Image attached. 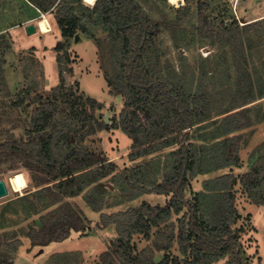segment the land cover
Masks as SVG:
<instances>
[{"label":"trees","instance_id":"trees-1","mask_svg":"<svg viewBox=\"0 0 264 264\" xmlns=\"http://www.w3.org/2000/svg\"><path fill=\"white\" fill-rule=\"evenodd\" d=\"M186 1L188 4L179 10V17L165 24L167 28L181 27L182 17L191 13L192 0ZM21 2L29 14L28 20L44 13L64 39L82 33L93 42L109 92L122 97L124 109L121 119L112 118L109 123L95 118L96 110L104 106L93 99H89L93 114L87 108L75 110L76 103L83 104L82 98H64L65 105L57 102L61 96L42 102L35 110L27 139L0 142V166L8 164L15 169L18 162L29 172L30 184L35 189L11 201L4 217L8 210L17 211L20 207L26 215L46 211L40 216L39 227L29 226L27 232L31 246L43 248L64 242L73 233L84 234L88 229L89 218L66 199L86 194L88 206L102 212L142 194H155L169 197L168 203L152 206L143 202L139 207L101 213L103 227L116 225L118 236L96 264H248L250 259L242 248L243 230L236 228L240 218L236 186L241 184L254 205L264 204V165L255 166L241 177L230 172L207 180L203 191L194 198H188L187 192L190 180L237 166L244 131L262 119L261 111L257 118L253 116L260 109L253 107L264 95L258 99L255 96L256 82L248 68V56L257 44L254 34L264 30V18L242 26L237 19L225 24L222 18H211L206 13L207 3L198 2V19L190 27L198 40L222 48L217 59L222 61L223 68L220 84L218 66L209 76L208 69L203 68V64L207 66L203 57L201 65L193 67L190 74L186 69L176 74L171 73L169 66L161 68V56L152 54L159 25L151 21L137 0H96L93 7L83 0ZM64 43L59 41L54 50H65ZM181 45L176 43L177 49ZM108 54L110 57L104 58ZM179 60L186 58L180 55ZM57 61L61 63L62 58ZM2 74L0 62V77ZM62 81L66 83L64 76ZM72 88L71 85L58 89L63 93ZM42 100L40 96L34 98ZM23 103L19 100L15 105ZM112 130H121L131 139L132 161L173 148L168 155L171 169L161 183L148 184L143 168L130 171L126 179L135 192L132 196L126 189L111 190L103 183L118 166L83 142L86 135ZM71 133L77 138L76 144ZM113 178L121 182L120 178ZM173 216L178 217L177 224L161 228ZM154 228L158 232L156 250L170 251L176 243L179 254L168 252L156 261L152 253H135L134 237L142 234L151 240ZM16 243L20 245V239ZM4 245L10 246L5 241L1 247ZM11 248L17 250L15 246ZM261 259L259 256L258 261ZM5 262L0 259V264Z\"/></svg>","mask_w":264,"mask_h":264},{"label":"rangeland","instance_id":"rangeland-1","mask_svg":"<svg viewBox=\"0 0 264 264\" xmlns=\"http://www.w3.org/2000/svg\"><path fill=\"white\" fill-rule=\"evenodd\" d=\"M137 1L151 21L159 25L154 36L156 45L152 54L154 57H157V54L161 56L162 69L169 66L171 73L176 74L186 69V72L190 74L193 67L201 65L200 61L203 57L207 63L206 67L203 64V68L208 69L209 76L213 75L214 66H218L220 71L217 75H219L220 84L223 83V68L220 67L222 61L217 59L223 53L222 48L212 45L209 41L198 40L190 27L191 23H196L198 19L196 12L198 2L207 3L206 13L210 14L211 18H222L225 24H230L232 20L237 19L242 26L264 18V0H192L191 13L182 17L181 27L173 25L169 29L165 24L179 17V10L188 4L186 0L179 5L171 4L169 0ZM28 15L21 0H0V62L3 68V74L0 77V142L10 138L27 139V132L32 128L36 108L41 106L42 102L56 99L58 96L61 98L57 102L62 105H65L64 98L79 101L82 98L83 104L76 103L75 110L87 108L91 114L94 112L91 110L89 99L96 100L104 106L102 110H96L97 120L105 119L110 123L112 118L121 119L124 100L122 97H114L110 94L100 67L97 48L93 42L82 33H79L78 41L75 40L76 37L66 40L56 27H52V31L48 34L43 35L38 31L30 37L23 29L12 32L7 30L28 18ZM39 18L41 15L37 20ZM37 20L35 19L34 22L38 23ZM4 29L5 31H2ZM254 39L257 40V44L249 53L248 68L256 82L255 96L258 99L262 93L264 95V30L259 35L254 34ZM59 41L65 42V47H67L60 53L54 50ZM178 42L182 44L179 49L176 47ZM184 42L187 43L184 44ZM180 55L186 60L181 62ZM58 57L62 58L61 63L57 61ZM109 57V54L104 56L106 59ZM67 58L70 62H67ZM228 61H231L230 57ZM62 76L65 77L66 83L62 81ZM71 85L72 90L63 93L58 89L61 86ZM36 96H40L43 100L34 101ZM19 100H23L24 103L16 106L15 103ZM256 103L258 104L253 108L259 107L260 109L256 110L253 116L257 118L261 111L262 119L252 128L244 131L237 153L238 165L190 180L188 198H194L195 194L202 192L207 180L216 179L230 172L241 177L255 166L264 165V99ZM87 128L83 130V133H87ZM70 136L73 144H76L78 142L76 136L73 133ZM83 144L96 153L104 154L107 159L118 166L116 172L103 180V183L107 184L111 190L126 189L130 196L135 194L126 181L130 171H139L143 168L148 184H158L163 181L172 166L168 155L173 148H167L132 161L129 158L132 141L121 130L86 135ZM18 172L24 174L27 181V187L22 192H15L10 183L11 175ZM113 176L120 178L121 182H117ZM29 177V172L18 162L15 164V169H11L8 164L0 166V180L6 182L9 191L7 197L0 199V247L4 241L10 244V246L4 245L0 248V259L7 260L4 264H96L118 236L116 225L103 227L102 212L116 213L128 208L139 207L143 202H148L152 206H165L169 201V197L142 194L124 204L114 205L102 212H95L88 206L86 194L66 199L89 218L87 231L84 234L73 233L69 239L61 243H52L43 248L32 247L27 237L29 226L39 227L40 216L46 214V211L26 215L23 207H20L17 211L8 210L5 217L3 215L11 201L35 191L30 184ZM236 194V206L240 214L236 228L243 230V234L241 233L242 248L247 251L246 258L250 259L248 264H264V204L254 205L241 184L236 186ZM173 222L177 224L178 217L173 216L172 220L161 225V228L168 229ZM6 236L8 240H5ZM157 238V228L153 229L151 240L146 239L142 234L136 235L132 241L135 253H152L156 261H160L168 252L179 254L176 243H173L170 251H157L155 248ZM19 239L20 245L16 243ZM11 246L17 247V250L12 251ZM257 256H261V262L258 261Z\"/></svg>","mask_w":264,"mask_h":264},{"label":"bare ground","instance_id":"bare-ground-1","mask_svg":"<svg viewBox=\"0 0 264 264\" xmlns=\"http://www.w3.org/2000/svg\"><path fill=\"white\" fill-rule=\"evenodd\" d=\"M184 0H169V2L173 5H179ZM84 3L88 6H94L96 3V0H84ZM39 29L40 32L45 34L49 31V23L47 19L41 18L39 20ZM11 187L15 192H22L25 187H27V181L25 179L24 174L18 172L13 175H11Z\"/></svg>","mask_w":264,"mask_h":264},{"label":"water","instance_id":"water-1","mask_svg":"<svg viewBox=\"0 0 264 264\" xmlns=\"http://www.w3.org/2000/svg\"><path fill=\"white\" fill-rule=\"evenodd\" d=\"M38 26L39 24L36 22L30 23L25 27V31L29 36H32L38 32V29H37ZM79 39H80V36L77 35L75 40L78 41ZM8 195H9V192L6 186V182L4 180H0V199H3L7 197Z\"/></svg>","mask_w":264,"mask_h":264},{"label":"crops","instance_id":"crops-1","mask_svg":"<svg viewBox=\"0 0 264 264\" xmlns=\"http://www.w3.org/2000/svg\"><path fill=\"white\" fill-rule=\"evenodd\" d=\"M34 22V20H28L27 18L26 19H24V20H22V21H20L19 23H17L15 26H13V27H10L11 29H7L8 31L10 30V32H12V31H14V30H19V29H23L24 31H25V27L28 25V24H30V23H33ZM1 31V30H0ZM2 31H5V29L4 30H2ZM25 33H26V31H25ZM27 34V33H26ZM44 35V34H43ZM27 36H29L28 34H27ZM30 37V36H29ZM36 46H34V48H35ZM257 257H259V256H257Z\"/></svg>","mask_w":264,"mask_h":264},{"label":"built area","instance_id":"built-area-1","mask_svg":"<svg viewBox=\"0 0 264 264\" xmlns=\"http://www.w3.org/2000/svg\"><path fill=\"white\" fill-rule=\"evenodd\" d=\"M41 15V18H43V19H47V16H46V14H44V13H41L40 14ZM41 18H39L37 21H38V24H39V20L41 19ZM48 20V19H47ZM48 23H49V21H48ZM37 29H38V31H40V29H39V26L37 27ZM52 31V27H51V25H50V23H49V31L47 32V33H45V34H48V33H50ZM8 189V188H7ZM9 192V191H8Z\"/></svg>","mask_w":264,"mask_h":264}]
</instances>
